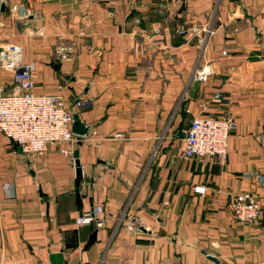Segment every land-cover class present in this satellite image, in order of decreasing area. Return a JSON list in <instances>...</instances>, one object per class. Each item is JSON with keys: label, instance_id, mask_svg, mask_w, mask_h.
Masks as SVG:
<instances>
[{"label": "crops", "instance_id": "1", "mask_svg": "<svg viewBox=\"0 0 264 264\" xmlns=\"http://www.w3.org/2000/svg\"><path fill=\"white\" fill-rule=\"evenodd\" d=\"M2 4L0 48L20 46L34 91L62 97L88 131L71 156L42 157L0 134V264H264V0ZM60 44L74 54L56 57ZM80 98L91 107L74 109ZM226 114L225 159H184L190 121ZM244 191L258 221L234 218ZM95 206L103 226H76Z\"/></svg>", "mask_w": 264, "mask_h": 264}, {"label": "built area", "instance_id": "2", "mask_svg": "<svg viewBox=\"0 0 264 264\" xmlns=\"http://www.w3.org/2000/svg\"><path fill=\"white\" fill-rule=\"evenodd\" d=\"M12 11H17V8L12 7ZM26 14L27 12H21L23 17ZM193 31L196 33L198 30ZM54 53L59 59H65L74 54V48L60 44ZM0 69L12 74L14 84L11 93L0 87V134L20 148L25 157H42L49 146H57L61 154L71 156L70 147L78 141L71 130L73 113L62 97L42 95L34 91L35 65L24 61L20 46L7 45L0 48ZM215 98H219V95ZM91 105V98H80L72 107L83 110ZM236 125L235 118L229 114L221 118H193L185 132L183 158L224 160L230 133L236 129ZM114 138L124 137L117 134ZM10 188V184L2 187L3 190ZM194 192L203 193L204 188L195 187ZM230 208L234 218L243 223L258 221L262 213L256 195L249 191L235 194ZM101 215L100 207L82 210L75 218V224L78 227L101 228L104 220Z\"/></svg>", "mask_w": 264, "mask_h": 264}, {"label": "water", "instance_id": "3", "mask_svg": "<svg viewBox=\"0 0 264 264\" xmlns=\"http://www.w3.org/2000/svg\"><path fill=\"white\" fill-rule=\"evenodd\" d=\"M3 8H4V5L2 4L1 7H0V10L3 11ZM71 130H72V133L75 135V136H78V137H84L87 135V131H88V128L85 127L78 119V117L76 115H73V121H72V124H71ZM18 152H21V149L18 148ZM73 158H74V167H75V176H76V179L77 180H81V169H80V163H79V160H78V151L75 150L73 152ZM95 234L96 232L93 233L92 237H91V240H94L95 238ZM207 259L216 263L215 259H213L212 257H208L207 256Z\"/></svg>", "mask_w": 264, "mask_h": 264}]
</instances>
